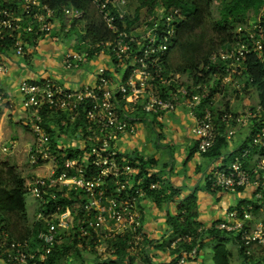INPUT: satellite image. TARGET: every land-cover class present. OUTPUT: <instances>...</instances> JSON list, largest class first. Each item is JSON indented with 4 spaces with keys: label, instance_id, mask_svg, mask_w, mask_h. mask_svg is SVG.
Segmentation results:
<instances>
[{
    "label": "built area",
    "instance_id": "2783aa9c",
    "mask_svg": "<svg viewBox=\"0 0 264 264\" xmlns=\"http://www.w3.org/2000/svg\"><path fill=\"white\" fill-rule=\"evenodd\" d=\"M91 1L106 26L115 34L108 45L112 50L111 64L119 67L120 76L113 77L111 72H107L108 68L101 66L94 84H83L77 89H63L51 77L39 82L22 80L19 83L22 106L29 113L25 125L34 137L28 148L29 163L32 166L50 164L49 174L36 176L29 189L39 207L36 219L46 222L47 231H39V243L35 249L30 248L28 241H1L0 257L5 264H27L39 250L49 253L54 244L62 239L60 229L73 226L75 213L69 207L62 210L60 205L51 206L49 203L57 198L58 192L64 197L72 191L84 195L83 214L80 217L76 213L78 235L93 240L96 255L102 256L108 251L112 254L111 258H116L115 248H109L106 241L119 235L128 236L132 248L140 244L142 219L135 205L137 194L136 190L133 193L127 191L132 187L138 170L123 156L120 157L116 148L119 136L133 129V121L137 118L130 115L131 112L140 109L146 114L161 117L184 106L194 121L191 131L196 137L199 152H206L217 135L214 114L202 101L203 96L208 94V86L204 83L187 84L186 77L168 72L160 61L174 32L175 26L170 22L176 10L166 14L159 9L158 20L149 25L148 21L154 19L153 15L149 16L141 25L142 32L139 29L141 26L135 29L137 32H126L120 30L116 23L122 20L124 12L112 13L107 5L109 0ZM55 11L42 0H18L8 4H2L0 0V72L5 70L3 44L12 39L15 53L25 55L23 34L52 32L59 17ZM82 16V10L65 6L60 16L64 29L68 30ZM25 18L29 20L27 24ZM30 21L33 23L30 24ZM242 30L244 28L238 26L237 31ZM250 36L254 34L250 33ZM262 46L261 40L255 38L251 49L261 51ZM249 50L247 42L238 40L229 50H221L213 56V61L219 59L226 64L222 83L231 80L234 66ZM90 58L87 51H68L64 55V64L78 67ZM114 59L118 63H114ZM2 99L0 95V101ZM44 111L63 114L60 124L64 128L75 123L82 114L86 126L85 130H77L76 136L80 140H75L77 144L70 148L77 151L74 157L66 156L69 147L51 143L43 126ZM246 113V120L250 118L252 122L254 118L259 121L258 126L250 134L246 146L227 166L208 175V183L212 189L235 191L238 187L241 190L249 188L260 209L264 210V108L257 104ZM219 118L222 122H229L232 116L224 112ZM254 151L258 155L253 154ZM120 175L130 176L126 180H118ZM108 176L117 178L116 187L111 192L105 179ZM252 210L251 205H241V218L239 211L232 209L226 213L228 219L216 225L226 231L240 230L241 246L247 255L252 254L255 246L264 248V220L256 219ZM185 238L189 239V236ZM84 242L90 246L89 241ZM196 253L197 248L193 247L190 251H182L175 263L164 264H186ZM40 256L43 258L44 254Z\"/></svg>",
    "mask_w": 264,
    "mask_h": 264
},
{
    "label": "crops",
    "instance_id": "0c3cea01",
    "mask_svg": "<svg viewBox=\"0 0 264 264\" xmlns=\"http://www.w3.org/2000/svg\"><path fill=\"white\" fill-rule=\"evenodd\" d=\"M1 2L8 4L16 3L18 0H1ZM28 21L25 18L24 22L26 24ZM29 23L32 24L33 22L30 21ZM77 23L75 22L74 25ZM70 28L65 30L63 20L58 17L54 22L53 31L50 33L35 34L36 36L32 35L34 33L31 32L23 34L25 55H17L13 46L4 49V52H2L5 70L0 72V95L3 97L0 101V143L2 140H10L8 145L3 146L6 150L2 148V151L10 152V157L8 159L0 158V161L8 162L9 165L14 166L21 172L28 193L34 198L35 196L29 190L31 183L36 176H47L50 172V166L46 172H43L40 170L43 165L32 166L29 163L28 148L34 137L28 126L25 125L29 120V113L22 106L19 83L22 80L39 82L45 77H51L63 89H77L83 84H94L98 69L103 66L101 58L94 60L101 53L91 56L87 62L78 67L71 68L64 64V55L68 51H84L79 49L80 42L78 40L82 32H79L75 26L74 29ZM106 68L113 74V77L119 78L120 69L118 66L112 64ZM233 83L239 89L241 88V83L238 84L236 81H233ZM251 92L256 101L255 107L257 105L256 94L252 89ZM213 99L214 103L217 104V98L214 97ZM239 103L242 104L236 111L230 108L229 105L227 111L237 117L239 112L241 115L244 108L252 107L247 106L249 105L248 100L245 99ZM216 108L218 109V107ZM130 115L137 118L133 121V129L127 130L119 136L116 148L124 157H127L126 155L138 156L146 160L149 165L147 175L154 177L149 182V189H154L156 196H167V198L162 202H155L153 195L145 193L143 185H141V183H144L145 177L137 178V184L139 185L136 189L137 201L135 205L142 219L140 244L133 248L129 246L124 257L128 261L123 260L118 264H164L173 260L172 244L176 238L168 227L167 218L168 215L173 216L177 213L179 205L186 204L193 198L198 214L197 220L204 229L210 228L211 225L216 226L220 221L228 219L226 213L238 206L241 208V205H251L254 217L258 220H264V210H261L259 206L256 208L258 204L252 196V190L249 188L236 189L235 191L218 189L216 191L210 188L208 183L210 173L227 166L233 156L240 152L235 150L244 142H247L246 139L252 129L253 120L252 122L251 119L246 120L243 123L240 117L237 119V123L233 122L234 125L228 121L222 122L219 118L221 110L218 109L217 113H214V121L219 120L215 122L219 130L223 128L220 127L221 124H224L225 127L220 131L223 136H226L227 147L220 157L213 158L198 151L196 137L191 131L194 121L188 109L184 106L178 107L173 112H166L161 117L146 114L141 110L140 112L133 111ZM231 116L233 117V115ZM63 118V114L50 111L43 112V121L46 122V119H50L48 125L55 130L56 141L53 142L71 148L77 144L75 140H80V138L76 136L77 132L71 131L72 127L64 130V127L60 124ZM253 154L258 155L255 151ZM228 194H232L233 203L222 201L223 196L228 198ZM38 208L35 198V205L31 208V213L34 214L31 215V218L26 203L29 222L37 220ZM74 212L72 211L73 214ZM73 217V226L74 224L79 225L77 217ZM70 228L60 229L62 237V233L69 231ZM112 240L108 239L106 241L109 248H114L111 245ZM90 247L87 246L86 250L93 252L96 256V253ZM228 249L231 253L230 261L232 255L235 256L236 254L240 264H244L238 248L233 250L234 253L232 248ZM252 254L253 263L248 262L247 264L264 261V248L255 246ZM102 256L111 257L112 255L107 251ZM201 258L187 264H198ZM0 264H5L2 257H0ZM87 264H93V261L88 258Z\"/></svg>",
    "mask_w": 264,
    "mask_h": 264
},
{
    "label": "trees",
    "instance_id": "16d2710c",
    "mask_svg": "<svg viewBox=\"0 0 264 264\" xmlns=\"http://www.w3.org/2000/svg\"><path fill=\"white\" fill-rule=\"evenodd\" d=\"M121 1H108L107 5L112 13L118 14L120 10L118 3ZM42 2L56 10L55 12L59 17L65 6L82 10V18L74 21L71 27L74 29L75 22H84L83 32L78 39L80 42L79 49L87 51L90 57L100 53L112 54L111 45H108V43L112 42L115 34L106 26L91 0H42ZM212 2L213 0H152L151 2L143 0L134 8L132 14L124 13L122 20H117L116 23L120 30L130 32L141 26L151 15L154 19L148 21V24L152 25L158 20L159 9H163L166 14L173 13L176 10L170 22L175 26L174 32L169 38L167 48L160 60L168 72L179 73L182 77H186L187 84H206L208 94L203 96L202 101L213 114L217 113L218 110L213 98L225 92L226 86L230 83L233 84V81L238 84L241 83L242 90L251 88L256 94L257 104L264 108V44L262 43L261 51L251 49L257 35L254 34L251 37L250 32L244 28V23L250 13L255 15L262 13V19H264V0H220L217 16H213ZM238 26L244 28V30L236 31L235 28H238ZM238 40L247 42L250 50L241 62L234 66L235 71L232 73L231 80L222 83L221 78L226 74V64L219 59L213 61L212 58L218 55L220 50L232 48ZM10 46H13L12 39L5 42L1 49L4 52V49ZM113 62L118 63L115 59ZM224 105L226 106L225 112H229L227 111L228 102ZM251 108L254 109L255 107L252 106ZM222 113L224 111H221ZM231 115L234 114L231 113ZM49 120L43 121V126L48 132L51 143H53V141H56L55 130L49 127ZM233 120L232 117L231 121ZM217 121L219 120L217 119ZM258 123L259 121L253 118L248 140H250V134L255 131ZM85 126V119L80 114L77 121L64 128V130L72 127L71 131L77 132L80 128L85 130ZM220 127L224 128L225 126L221 124ZM223 128L220 130L222 131ZM220 130L217 131L214 144L204 152L213 158L220 157L227 147L226 136H223ZM246 144L244 142L235 151H241ZM66 150V156L68 157H74L77 154V151L70 148ZM118 155L123 156L119 152ZM126 156H123L125 161L138 170L132 187L128 188L127 191L129 193L135 192L134 190L139 185L137 184V178L144 176V183H141V185H143L145 193L153 195L157 203L164 201L167 196H156L155 190L149 189V182L154 177L147 175L148 162L138 156ZM40 165L42 163L34 166ZM129 176L120 175L118 180H126ZM105 179L107 180L108 191L111 192L116 187L117 178L108 176ZM215 190L217 191L218 188ZM237 190H241V187H238ZM27 193L28 188L21 172L14 166L9 165L8 162L0 161V242L28 241L30 248L35 249L39 243V231L41 229L47 231V227L46 222L42 220L29 222L25 201ZM83 202L84 195L81 192L72 191L68 197H64L58 192L57 198L51 199L49 203L51 206L60 205L62 210L69 207L71 211H76L74 212L75 216L77 213L81 217ZM257 207L258 205H256ZM236 209L239 211V217L241 218V208L238 206ZM197 216L194 198L186 204L179 205L175 215H168V227L176 238L172 249L174 257L171 263H175L182 251H190L193 247H196V255L187 261V263L193 262L201 257V253L205 248L211 246L214 264H231V253L227 247L230 242L237 245L244 264L253 263V254H245L243 246H241L240 230L226 231L217 228L215 225L204 229L200 226L201 223L197 220ZM62 234V239L54 244L49 253L39 250L33 259L28 260L27 264H87L88 258L84 255L87 246L84 241H89L90 248L94 250L93 240L90 237H79L78 225L75 224L69 231ZM185 236H189V239ZM178 238L180 239L178 240ZM128 240V236L119 235L111 241V245L116 252V258L114 259L110 256L101 257L97 255L89 258L93 261V264H118L120 261H126L127 259H124V257L130 246ZM41 253L44 254L43 258L40 256ZM205 259L201 258L198 264H208ZM254 264L262 263L257 261Z\"/></svg>",
    "mask_w": 264,
    "mask_h": 264
},
{
    "label": "rangeland",
    "instance_id": "374dc122",
    "mask_svg": "<svg viewBox=\"0 0 264 264\" xmlns=\"http://www.w3.org/2000/svg\"><path fill=\"white\" fill-rule=\"evenodd\" d=\"M142 1L143 0H123L122 2L118 3V7H119L121 12H124L125 14H132L134 11V8H136ZM146 1L151 2L152 0H146ZM219 6H220V0H213V2H212L213 16H217ZM262 15H263L262 13H259L256 15L253 13H250L249 16L246 18V21L244 23L245 24L244 28H246V30L248 32L256 34L257 38H259L261 40V42L264 44V19H262ZM83 26H84V22L82 21V22H78L75 25V28H78L79 32H83ZM139 29H141V32H142L143 26H141V28H139ZM235 30L237 31L238 28H235ZM135 32H137V30H135ZM227 49L228 48L223 49V50H227ZM99 58H101V60H103V67H104V64H105V67H110L112 65L111 64V58L112 57L110 54H105V53L100 54L99 57H95L94 60H98ZM183 78H185V77H183ZM225 90L226 91L223 92L222 94L215 96V98H217L216 103L219 106L217 104H215V105L221 111L225 112L226 107L224 104L226 102L229 103L228 104L229 107L234 109V111H236L240 107V105L242 104V103H239L241 100L242 101L244 99L248 100L249 105H247V106H254L256 103L255 98L253 97L254 95L251 92V89L242 90V88L239 89L238 87H236V84L230 83L226 86ZM240 91H241V93H240ZM236 106H238V107H236ZM249 108L250 107H248L247 109L244 108V111L241 113V115L239 112L237 117L233 115L234 121L230 120L229 123L231 122V124L234 125V123L238 122L237 119L240 117H241V122L245 123L244 121H246V119H247V113L246 112ZM248 119L250 120V118H248ZM249 120H247V121H249ZM9 142H10V140H2V142L0 143V158L8 159V157H10V152L2 151L3 146L8 145ZM49 166H50V164H43V166L40 168V170H42L43 172H46V170ZM21 170H24V169H21ZM225 197L226 196H223L224 199L222 198L223 199L222 201H229V203H233L232 202V197H233L232 194L227 195V197L229 199L225 198ZM25 201L27 203V208L29 210L30 217H31V215L34 214V213H31V211H32L31 208L33 205H35V198L30 193H27L25 195ZM227 247L232 248V252H233V250H236V248H237L236 244L232 245V242L228 243ZM84 255L86 256V258L94 256L93 252H91L89 250H86ZM201 257L206 258L205 260L208 264H214L212 247L209 246V247L205 248L201 253ZM231 261H232L231 264H240V260L236 254H235V256L232 255ZM261 263L264 264V261Z\"/></svg>",
    "mask_w": 264,
    "mask_h": 264
}]
</instances>
